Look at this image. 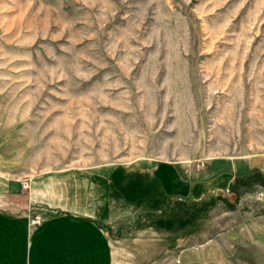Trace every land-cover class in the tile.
Instances as JSON below:
<instances>
[{
    "label": "rangeland",
    "instance_id": "1",
    "mask_svg": "<svg viewBox=\"0 0 264 264\" xmlns=\"http://www.w3.org/2000/svg\"><path fill=\"white\" fill-rule=\"evenodd\" d=\"M255 174L264 0H0V210L102 190L113 264H264Z\"/></svg>",
    "mask_w": 264,
    "mask_h": 264
},
{
    "label": "crops",
    "instance_id": "2",
    "mask_svg": "<svg viewBox=\"0 0 264 264\" xmlns=\"http://www.w3.org/2000/svg\"><path fill=\"white\" fill-rule=\"evenodd\" d=\"M76 192H69L74 204L66 209L55 195V215L35 227L26 214L0 210V264H113L111 242L104 230L109 194L94 191L101 199L95 202L92 191Z\"/></svg>",
    "mask_w": 264,
    "mask_h": 264
},
{
    "label": "trees",
    "instance_id": "3",
    "mask_svg": "<svg viewBox=\"0 0 264 264\" xmlns=\"http://www.w3.org/2000/svg\"><path fill=\"white\" fill-rule=\"evenodd\" d=\"M247 182H252V183L262 182L263 183L264 182V177H263L262 174H255L251 179H249V180L247 179ZM235 191H237V189Z\"/></svg>",
    "mask_w": 264,
    "mask_h": 264
}]
</instances>
